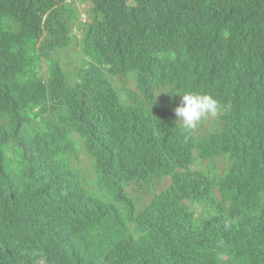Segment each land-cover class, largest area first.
<instances>
[{"label":"trees","instance_id":"16d2710c","mask_svg":"<svg viewBox=\"0 0 264 264\" xmlns=\"http://www.w3.org/2000/svg\"><path fill=\"white\" fill-rule=\"evenodd\" d=\"M80 1L74 35L69 0H0V264H264V0ZM192 91L210 141L168 109Z\"/></svg>","mask_w":264,"mask_h":264},{"label":"clouds","instance_id":"9594fccd","mask_svg":"<svg viewBox=\"0 0 264 264\" xmlns=\"http://www.w3.org/2000/svg\"><path fill=\"white\" fill-rule=\"evenodd\" d=\"M76 1H79V0H76ZM69 4L76 5L74 3V0H69ZM79 13H80L81 19L84 22H86V20H88V19L84 18L85 11H83V12L79 11ZM39 42H41V41H39ZM112 71H113V67L110 63L101 65V73L105 79L106 78L109 79V77H110L112 82H116V81H118V79L120 80L119 77H116L112 74ZM119 82L121 83V80L118 81V83H117V89H118ZM171 114L175 119L176 125L181 127L184 131H186V130H190L192 132L196 131V133L199 135V137L206 135V134H210L209 141L212 139V137L215 138V137L221 135L224 131H226V129L228 128L229 123H230L229 118L226 114L225 108H221L218 100L212 94L201 93V92H196V91L185 92L180 105L177 106L175 109V113L171 112ZM208 115H212V116L216 115L217 116L216 126L212 129H203V128L199 129V127H197L198 123L202 120V118H204ZM208 148H210V147H208ZM209 150H212V149H209ZM215 152L216 151H206L207 154H214ZM84 156H85L84 154H81L80 157L82 158ZM86 159L87 160H85L84 163H87L90 165L91 173L88 172L87 170H83V168H82L83 164L82 163L76 162L75 166L78 167L81 171L80 178L83 181L84 185L87 183L89 186H93V181L96 180L93 160L88 158V157H86ZM209 161H210V159L205 160V164H207ZM165 180H167V181L163 182ZM155 181L162 182L163 183L162 188H163L166 185H169V183L171 181V176H167L166 178L161 179V180H158V179L154 180L152 183L153 188H155V186H154ZM140 184L143 185V183H140ZM137 191L138 190H136V189L135 190L131 189L129 191L130 197L133 200H136V197L138 195L136 193ZM157 191H159V190H157ZM151 198H152V196L149 197V199H151ZM261 206H264V204ZM132 221L138 223L137 219H132ZM118 226H119V224L117 223V227ZM105 236H106V230L92 236L91 241L93 242V249H96L101 244V241L103 240V238ZM125 236H130V237H133L136 239L137 234H136V232L125 233V234L121 235V238H123ZM91 256H92V258L90 257L89 260L81 261L82 264H101L100 260H98V258L96 257V254H94V251L92 252Z\"/></svg>","mask_w":264,"mask_h":264},{"label":"rangeland","instance_id":"374dc122","mask_svg":"<svg viewBox=\"0 0 264 264\" xmlns=\"http://www.w3.org/2000/svg\"><path fill=\"white\" fill-rule=\"evenodd\" d=\"M74 3L77 5V8L79 9L80 12H83V11H87L88 9V4L87 3H84L82 1H76L74 0ZM80 20H81V17H78V21H77V25L75 26V32H74V35H79V31H78V28H79V23H80ZM72 52H74L73 56H69V57H66L64 58L65 59V62H66V65L71 69V70H74L77 66H79L80 64V60L78 59V53L75 49L71 50ZM78 73V71H75L74 72V75L76 76ZM118 81H120L118 79ZM133 81H128L127 84H123V83H120L118 84V90L120 92V94L125 97L127 95V90L128 89H133ZM182 98H183V95L177 97L174 102H170V104H168V109L175 113V109L177 106L180 105L181 101H182ZM177 117V116H176ZM178 118V117H177ZM216 123H217V116H212V115H208L204 118H202V120L198 123L197 127L200 128H203V129H212L216 126ZM82 162L84 163L86 159V156L82 157L81 158ZM83 170H87L88 172L91 173V170H90V165L87 164V163H84L83 164ZM168 180V179H167ZM167 180L163 181V182H166ZM162 182H159V181H155L154 182V186H155V190H160L162 189ZM148 192V191H147ZM137 194L140 193V195H142L143 193L141 192V190H138L136 192Z\"/></svg>","mask_w":264,"mask_h":264},{"label":"bare ground","instance_id":"6f19581e","mask_svg":"<svg viewBox=\"0 0 264 264\" xmlns=\"http://www.w3.org/2000/svg\"><path fill=\"white\" fill-rule=\"evenodd\" d=\"M141 191H142V189H141Z\"/></svg>","mask_w":264,"mask_h":264}]
</instances>
